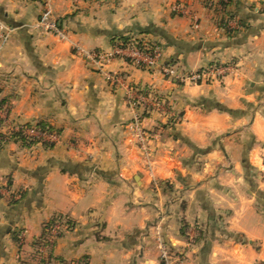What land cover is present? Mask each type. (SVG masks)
<instances>
[{
	"label": "crops",
	"instance_id": "crops-1",
	"mask_svg": "<svg viewBox=\"0 0 264 264\" xmlns=\"http://www.w3.org/2000/svg\"><path fill=\"white\" fill-rule=\"evenodd\" d=\"M213 1L0 0L13 29L0 41V102L9 121L61 135L0 150V264H45L35 244L59 216L69 229L49 253L66 264H165L162 247L180 264H264V0ZM47 7L68 40L37 28ZM120 37L158 44V65L180 74L236 70L185 85L125 54L103 67L83 55L114 52ZM133 85L161 105L142 115L150 162L131 129Z\"/></svg>",
	"mask_w": 264,
	"mask_h": 264
},
{
	"label": "built area",
	"instance_id": "built-area-1",
	"mask_svg": "<svg viewBox=\"0 0 264 264\" xmlns=\"http://www.w3.org/2000/svg\"><path fill=\"white\" fill-rule=\"evenodd\" d=\"M171 11L175 15L179 16H190L192 21V26L194 29H198L200 27V19L195 14L190 12L189 5L185 2H176L171 5ZM37 28L42 29L48 33H52L59 37L62 40H68V35L66 31L61 27L59 21L52 17L50 8L47 7L46 11L40 16V19L37 22ZM13 29L9 27L5 22L0 20V41H6ZM142 42V47H136V44L131 43L127 46L120 45L115 49L112 53H103V52H93V53H86V56L89 60L96 63H108L118 56L128 55L129 58L133 60L139 66L144 67H153L157 66L162 59V51L159 45L155 43H150L147 41L139 40ZM138 42V45H139ZM236 70V65L233 63H224V64H212L206 68L193 71L191 73L178 75L176 74L175 69L167 64L162 65V72L168 78H174L180 84H189V85H200V84H211V83H219L223 81L229 74H232ZM115 80V77H110ZM151 98L150 94H143L138 91V97L134 98L133 105L138 107V109L143 108L145 104L148 103L149 99ZM155 104H153L154 106ZM148 110V111H147ZM146 112L149 111V107H147ZM136 123L138 124V136L139 142L142 144L143 148H146L145 144H147L148 134L141 128V118L138 115L136 118ZM26 135L30 136L31 138H36L41 141H48L52 144L57 143L60 138V134L58 133H45L40 131L39 129L33 127L26 129ZM1 143V142H0ZM65 221H60L58 223L52 224V227L47 230L48 238L47 242H55L58 238L60 233L65 230V223H61ZM42 252H45V248H42ZM162 258L165 261V264H180L178 261L171 260L170 255L166 251L164 247H162ZM46 264H66L65 262L50 258L46 262Z\"/></svg>",
	"mask_w": 264,
	"mask_h": 264
},
{
	"label": "rangeland",
	"instance_id": "rangeland-1",
	"mask_svg": "<svg viewBox=\"0 0 264 264\" xmlns=\"http://www.w3.org/2000/svg\"><path fill=\"white\" fill-rule=\"evenodd\" d=\"M219 1L220 0H214L213 2L215 3V4H217V3H219ZM222 1H225V0H222ZM176 3V2H175ZM174 4V3H173ZM170 9H171V6H170ZM179 16V15H178ZM53 17V16H52ZM55 19V18H54ZM8 40V39H7ZM6 40V41H7ZM138 40H140V39H138ZM1 42H5V41H1ZM158 45V44H157ZM93 52H103V53H112V52H105V51H88V52H85V53H83V55L86 57V59H88V57L86 56V53H93ZM89 60V59H88ZM91 63H93V64H96V65H99L100 67H103V66H105V65H107V64H109V63H111L112 61H110V62H108V63H96V62H92L91 60H89ZM160 65H157V66H153V67H149L150 69H152V68H155V67H159ZM160 71H161V73H162V75H164V77L166 78V79H168V80H170V81H172L173 83H177V84H180L179 82H177L174 78H168V77H166L165 76V74L162 72V65L160 66ZM176 71V70H175ZM191 73V72H190ZM176 74H178V75H182V74H180V73H178L177 71H176ZM110 77H115V80H113V78H110ZM106 78L111 82V83H113L114 85H119L120 83L121 84H123V82H122V79H120L121 77L120 76H118L117 74H115V73H112V72H109V73H107L106 74ZM216 83V82H215ZM212 84V83H211ZM138 91L139 92H141V93H143V94H150L151 95V98L149 99V101H148V103L147 104H145L144 105V112L141 110L139 113H138V107H136V106H134L132 103H133V101H134V98L135 97H138ZM127 102H128V104H129V106L135 111V115H136V118H138V115L140 116V118H141V121H142V115L143 114H146L147 112H146V110H147V107H150L151 105H153V104H155L154 106L155 107H157V108H160L161 107V105H160V103L158 102V100H157V98H156V96H155V94L154 93H152L151 91H149V92H146V91H141L140 89H138V86H136V85H133V86H130L129 88H128V90H127ZM148 111V110H147ZM149 111H150V109H149ZM142 112V113H141ZM9 114H10V110L7 108V107H5V104H0V142H1V147H0V150H2V149H4V148H6L7 146H9V145H11V144H19L20 146H21V144L20 143H16V142H13V141H10V140H7V138L8 137H10L11 136V134L12 133H14V132H18V131H20L23 127H25L26 125H31V124H20V123H16V121L14 120V121H9V119H8V116H9ZM148 114V113H147ZM136 118L134 119V122L132 123V125H131V129H132V131L134 132V133H136V135H137V141H138V124L136 123ZM36 126V124L35 125H31V127H35ZM30 127V128H31ZM142 128V127H141ZM26 129H29V128H25L24 129V133L26 134ZM143 131H145V130H143ZM146 132V131H145ZM56 133V132H55ZM58 134H60V133H58ZM146 134H148L147 132H146ZM30 137V136H29ZM34 139H36V138H34ZM148 139H150V138H147V140ZM60 140H61V135H60V138H59V140L57 141V143H59L60 142ZM46 142H48V141H46ZM48 143H50V142H48ZM57 143H54V145H56ZM140 143V142H139ZM138 143V144H139ZM38 146H44L43 145V143L42 142H38V143H36V144H33L31 147H28V148H32V149H36ZM145 146H146V148H143L142 147V144L140 143L139 144V148H140V150L142 151V153L143 154H145L147 157L146 158H148V156H149V154H147L149 151H150V145H149V143L147 142V144H145ZM150 158V159H149ZM147 160H148V162H150L151 161V158H152V156H150ZM153 177V176H152ZM1 183H6V181L5 180H2V182H0V192H4L6 189H7V187L5 186V185H1ZM5 189V190H4ZM5 193V192H4ZM63 220H65V222H61V223H65L64 225L65 226H67V228L65 227V230L67 231L68 229H69V227H68V223H67V217H61V216H59V217H56V218H54L52 221H53V223H58V222H60V221H63ZM69 222V221H68ZM52 226L50 225V227L48 228V230L51 228ZM44 238V239H43ZM47 238H48V232H47V234L46 235H43L42 236V238H40V240L42 241V242H37L35 245H37V247L39 248H37L38 250L36 251L39 255H40V257H42L43 258V262L46 264V262L48 261V259H50V258H53V256H51L50 255V253H49V251H50V249L52 248V246L54 245V242H47L46 243V241H47ZM20 239H22L21 241H23V234H21V238ZM43 239V240H42ZM42 248H45V252H42ZM56 259V258H55Z\"/></svg>",
	"mask_w": 264,
	"mask_h": 264
},
{
	"label": "trees",
	"instance_id": "trees-1",
	"mask_svg": "<svg viewBox=\"0 0 264 264\" xmlns=\"http://www.w3.org/2000/svg\"><path fill=\"white\" fill-rule=\"evenodd\" d=\"M119 42L122 44V46H127V45H129L131 43L136 44L137 48L138 47L140 48V47L143 46L142 42H139L138 39H133L131 37H120ZM138 42H139V45H138ZM0 104L3 105L4 103L0 102ZM216 108L221 110V111H227L229 113H233L232 111H228L227 109L223 108L220 104H217ZM30 127H31V125H26L20 131L12 133L11 136L7 138V140H10V141H13V142H16V143H20L21 146L27 147V148L31 147L33 144H36L38 142H42L45 147H53L54 146V144H52V143H48L46 141H41V140H38V139H33V138L27 136L24 133V129L25 128H30ZM31 128H33V127H31ZM35 128H37L40 131L45 132V133H55V132L56 133H60V131L58 129L54 128L53 126H51V125H49L48 123H45V122L37 123ZM0 147H1V143H0ZM8 184H10V181L8 182ZM52 224H54L53 221H50L49 223H47L45 225L43 235L47 234V230L50 227V225L52 226ZM15 239H16V241L20 240L17 236H15ZM23 264H25V263H23Z\"/></svg>",
	"mask_w": 264,
	"mask_h": 264
}]
</instances>
